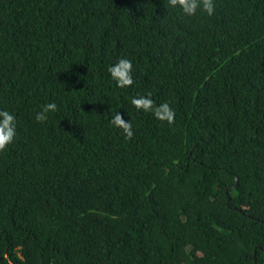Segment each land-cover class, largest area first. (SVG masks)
<instances>
[{
    "label": "trees",
    "instance_id": "16d2710c",
    "mask_svg": "<svg viewBox=\"0 0 264 264\" xmlns=\"http://www.w3.org/2000/svg\"><path fill=\"white\" fill-rule=\"evenodd\" d=\"M2 109L0 264H264V0H0Z\"/></svg>",
    "mask_w": 264,
    "mask_h": 264
},
{
    "label": "clouds",
    "instance_id": "9594fccd",
    "mask_svg": "<svg viewBox=\"0 0 264 264\" xmlns=\"http://www.w3.org/2000/svg\"><path fill=\"white\" fill-rule=\"evenodd\" d=\"M169 5L173 9L182 10L188 16L195 15L198 11L207 12L212 15L215 11V0H169ZM111 78L121 88L131 86L133 80V61L126 57H120L114 64L108 67ZM137 108L144 111H152L154 115L161 121L172 123L175 118V110L165 101L160 105H155L150 95L134 96L131 101ZM58 105L54 101L43 104L41 110L36 112L35 119L37 121H46L50 113L57 111ZM111 122L123 129L127 136L133 135L132 124L126 121L121 112H116L111 117ZM17 136V117L14 111L8 109L0 110V151L5 150L7 146L15 141Z\"/></svg>",
    "mask_w": 264,
    "mask_h": 264
}]
</instances>
